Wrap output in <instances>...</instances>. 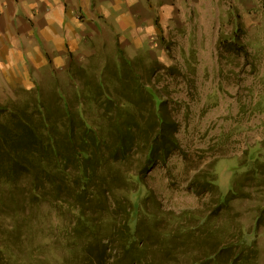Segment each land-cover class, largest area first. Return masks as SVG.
Wrapping results in <instances>:
<instances>
[{"label": "rangeland", "instance_id": "obj_1", "mask_svg": "<svg viewBox=\"0 0 264 264\" xmlns=\"http://www.w3.org/2000/svg\"><path fill=\"white\" fill-rule=\"evenodd\" d=\"M153 5L122 43L106 39L84 57L70 56L64 67L49 63L30 88L8 83L0 103L37 94L49 110L61 103L88 124L118 122L135 134L122 168L140 173L137 193L129 196L138 222L134 245L144 257L132 262L109 244L95 264H228V249L214 260L206 258L220 246L203 237L238 226L256 241V259L249 254L248 262L264 264V218L253 232L264 205V0H156ZM150 93L162 102L171 137L156 140L165 145L166 157L156 158V152V161L143 168L145 141L157 138L141 118L151 121ZM22 167L23 176L0 188V218L9 217L0 224V241H22L14 249L16 264H53L46 227L61 222L47 217L33 193L47 187L44 178L50 180L44 174L32 181L37 169ZM230 192L232 199L216 211L218 195ZM204 219L208 222L199 224ZM169 230L194 236L169 237Z\"/></svg>", "mask_w": 264, "mask_h": 264}, {"label": "trees", "instance_id": "obj_2", "mask_svg": "<svg viewBox=\"0 0 264 264\" xmlns=\"http://www.w3.org/2000/svg\"><path fill=\"white\" fill-rule=\"evenodd\" d=\"M100 85L103 84L97 83ZM150 95L151 121L141 118L145 128L157 138L145 141L143 168L152 165L156 158L166 157L165 145L157 146L156 140L171 137L160 111L162 102L157 103L155 94ZM53 108L49 110V105L44 104L37 94H31L28 100L0 103V188L10 187L15 183V176H23L26 171L23 164L37 169L29 177L32 181L46 174L50 182L45 178L43 182L48 184L47 187L39 192L35 189L33 193L39 205L48 211L47 217L52 214L61 222L55 224L49 220L54 229L46 227L52 239L49 248L56 264H95L98 257L106 254L109 244H115L114 249L122 250L134 258L132 262H136L144 257V253L134 245L138 222H134L136 204L131 201L129 193H137L136 184L141 179L140 173L122 168L130 158L135 134H131L129 125L121 127L118 122L107 123L105 127L88 124L84 117H78L79 113L61 103L54 102ZM105 148L107 154L101 152ZM156 152L158 157L155 158ZM114 180L123 186L113 184ZM233 195V192L219 194L216 211L224 208ZM261 217L264 218V205L255 217L254 234ZM8 218H0V224ZM207 222L204 219L199 224ZM234 229V232L227 230L218 235L205 233L203 238L220 246L206 258L214 260V255L228 249L232 257L228 264H256V261L248 262L249 254L256 259L255 238L249 240L251 232L242 231L239 226ZM176 234L185 238L194 236L182 230L165 233L169 237H177ZM21 242L0 241V264H16L14 249Z\"/></svg>", "mask_w": 264, "mask_h": 264}, {"label": "crops", "instance_id": "obj_3", "mask_svg": "<svg viewBox=\"0 0 264 264\" xmlns=\"http://www.w3.org/2000/svg\"><path fill=\"white\" fill-rule=\"evenodd\" d=\"M153 1L0 0V91L15 81L30 88L39 69L64 67L106 39L122 43Z\"/></svg>", "mask_w": 264, "mask_h": 264}]
</instances>
